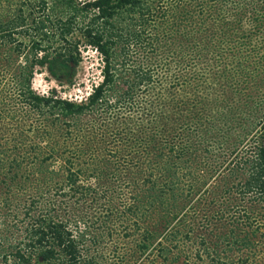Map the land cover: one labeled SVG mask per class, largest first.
Wrapping results in <instances>:
<instances>
[{
	"label": "trees",
	"instance_id": "obj_1",
	"mask_svg": "<svg viewBox=\"0 0 264 264\" xmlns=\"http://www.w3.org/2000/svg\"><path fill=\"white\" fill-rule=\"evenodd\" d=\"M164 1L183 0H0V77L28 118L0 105L3 264H102L122 240L124 264H249L264 243V0H202L182 19ZM163 20L166 56L139 64ZM88 49L103 69L85 101L34 91L42 71L74 87ZM204 68L220 96L202 98ZM167 83L199 103L160 97Z\"/></svg>",
	"mask_w": 264,
	"mask_h": 264
},
{
	"label": "rangeland",
	"instance_id": "obj_2",
	"mask_svg": "<svg viewBox=\"0 0 264 264\" xmlns=\"http://www.w3.org/2000/svg\"><path fill=\"white\" fill-rule=\"evenodd\" d=\"M96 0H79V2H93ZM162 4L160 5H164V7H171V11L174 14H170L169 16H176L179 19H182L184 16V12H193V9H198L199 6L202 3V0H183L182 2H180V9L178 10L177 5L174 6V4H166V3H172L171 1H164V2H160ZM165 3V4H164ZM158 3L154 4L155 6ZM164 9V8H163ZM183 14V15H181ZM166 17V15L164 16ZM166 20V18H165ZM159 21V30H158V35L159 36V40L161 41V44H159L160 48H156L157 51L155 53L151 52V50H149L150 48H148V51H144V53H141L139 56V64L141 63V61L145 58L150 60V62L152 64H154V68L158 65L157 61L156 63H153L151 61V59L153 60H158L159 57V53L164 54L166 56V52H165V46H167V44L170 43V38H169V32H167L168 28L170 27V23L168 21ZM182 27V26H181ZM167 29V30H166ZM152 31V30H151ZM151 34L154 35V33L152 32ZM155 36V35H154ZM263 37L259 36L257 38H255V41H257L256 44H261L262 45V41H263ZM162 48V49H161ZM120 48L118 51L121 52ZM134 54V53H131ZM164 55H162V57H164ZM264 55V52H261L259 54ZM259 55H257L256 57H260ZM83 58H82V64L80 65V67L77 70V76H76V81H75V86L72 88H69L67 86H60L55 80H53L47 72L42 71L39 72V74L36 75L34 81H33V89L34 91L40 95V96H49L51 93L56 92L57 95L63 99V100H68V101H72V102H83L85 101L89 95L93 92V89L95 87H97L101 82H102V69H103V60L100 57V55L98 53H96V51L92 50V49H88L85 52H83ZM121 61H123V59H121ZM149 62V61H148ZM149 62V63H150ZM224 60L221 61L220 65L223 66ZM261 67H264L263 64H261ZM174 70L177 71L178 69H180L178 67V65H174ZM263 72H264V68ZM203 84L201 86V95L202 98L206 97V92L207 94L211 92V90L215 91L219 96L221 95V92L218 89V85L212 82V77L211 75L213 74V72H211V74L209 73L208 69L204 68L203 70ZM165 79L166 81H168V83H171V79H173L175 77V75L173 73H165ZM174 76V77H173ZM166 84L164 86H159L156 90V92L159 94L160 97H163L160 94V91L163 92H168L172 94V97L177 101H182L185 99V101L188 103L189 106L194 107L196 105V103L198 102V90L196 88H190L189 86L187 87V91H184L183 88L181 87H177V88H170L171 86L169 84ZM18 89L15 86L14 80L12 79V76H8L6 78H4L3 76L0 77V98L2 99L1 102V106L7 105V109L9 112L11 113H15L16 117L18 119H28L25 116V110L20 106L19 102H18ZM155 93V94H157ZM164 94V93H163ZM162 105L158 103L157 105V109L160 108ZM187 107V109H190V107ZM16 126L10 124L9 125V134L13 137L15 135V133L17 132V130H15ZM48 132H42V136L43 138H47V134ZM59 139L56 136H48V139ZM260 220H262L260 218ZM263 221V220H262ZM119 233L116 234V236H118ZM133 241V240H132ZM132 241L129 242L128 244V240H122L119 245H110V244H102L101 247H99V249L97 250L98 253H103L104 257L102 258L101 262L102 264H124L123 261L121 259H119L117 256L113 257V255L111 254V251H116L117 254H122L124 257V260L128 257V251L133 247L132 245ZM116 249V250H115ZM182 250V248L180 249ZM186 250V249H185ZM256 254H253V256L250 259V263L249 264H264V243L259 244L257 246V250H256ZM185 257L186 254L182 255V260L176 264H207V263H201V262H194L193 259H186ZM154 260V258L152 257V255H147L145 257H142L141 259H138L136 262L131 261L130 258L126 260L125 264H151L152 261ZM0 264H3L2 262H0ZM9 264H11L9 262ZM229 264V263H228ZM230 264H236V262L230 263Z\"/></svg>",
	"mask_w": 264,
	"mask_h": 264
}]
</instances>
